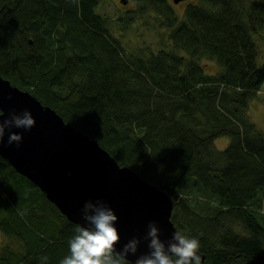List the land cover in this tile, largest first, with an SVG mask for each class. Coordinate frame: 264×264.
<instances>
[{
    "label": "trees",
    "instance_id": "1",
    "mask_svg": "<svg viewBox=\"0 0 264 264\" xmlns=\"http://www.w3.org/2000/svg\"><path fill=\"white\" fill-rule=\"evenodd\" d=\"M134 1L164 21L170 49L127 57L100 0H0V76L165 192L201 264H264V135L247 114L264 84V0H192L181 20L168 0ZM189 180L214 203L205 215ZM76 226L0 157V264H59Z\"/></svg>",
    "mask_w": 264,
    "mask_h": 264
},
{
    "label": "water",
    "instance_id": "2",
    "mask_svg": "<svg viewBox=\"0 0 264 264\" xmlns=\"http://www.w3.org/2000/svg\"><path fill=\"white\" fill-rule=\"evenodd\" d=\"M181 1L184 0H174V3ZM0 109L5 113L0 120H7L13 112L32 113L36 125L31 130L6 129L0 157L40 189L69 222L88 227L82 218L85 203L103 201L118 217L115 227L121 242L117 251H122L132 239L141 241L137 254L128 256L133 264L140 255L149 252L145 237L150 223L157 224L163 242L172 240L177 231L171 220L174 204L165 192L135 171L120 166L98 142L1 76ZM12 132L23 136L19 147L8 144ZM198 255L204 263L205 257L199 252Z\"/></svg>",
    "mask_w": 264,
    "mask_h": 264
},
{
    "label": "clouds",
    "instance_id": "3",
    "mask_svg": "<svg viewBox=\"0 0 264 264\" xmlns=\"http://www.w3.org/2000/svg\"><path fill=\"white\" fill-rule=\"evenodd\" d=\"M4 116V111L0 109V117ZM35 125L36 120L30 111L24 110L21 114L13 112L7 120H0V146L3 145L6 129L31 130ZM22 142V135L15 132L9 134V146L15 143L19 147ZM82 212L88 227L81 224L75 227V235L68 242L70 255L62 258L59 264H133L128 256L137 254L141 241L132 239L122 251H117L121 236L115 227L118 222L115 212L99 200L96 203L86 202ZM148 228L145 240L149 241V252L140 255L134 264H201L197 238L175 231L172 240L166 244L160 239V230L155 222L150 223ZM46 260L47 257L42 258V262Z\"/></svg>",
    "mask_w": 264,
    "mask_h": 264
},
{
    "label": "rangeland",
    "instance_id": "4",
    "mask_svg": "<svg viewBox=\"0 0 264 264\" xmlns=\"http://www.w3.org/2000/svg\"><path fill=\"white\" fill-rule=\"evenodd\" d=\"M126 5L121 3V0H100V15L106 17L110 22L111 34L122 42L127 57L131 55L140 56L142 58H149L152 53L157 52L161 44L167 46L166 49L171 48L168 34L170 30L166 28L158 15L145 2H135L134 0H127ZM188 2H180L175 4L173 0L168 2L173 6L179 20L184 18V11ZM261 33L253 34V40L258 46L257 63L261 66L264 63V39ZM168 42V44H167ZM167 44V45H166ZM202 64H208V71L215 72L217 70L213 62L202 60ZM251 122L256 129L264 135V84L257 97L249 102L247 111ZM222 141L215 143V148L223 151L230 143L229 138H221ZM222 143H224L222 145ZM182 193H186L191 205L202 215H205L204 210H211L214 203L208 201L207 198L197 193L192 180L186 181L183 185ZM234 230L237 233H243V229L234 224ZM6 237L0 231V248L5 243Z\"/></svg>",
    "mask_w": 264,
    "mask_h": 264
},
{
    "label": "crops",
    "instance_id": "5",
    "mask_svg": "<svg viewBox=\"0 0 264 264\" xmlns=\"http://www.w3.org/2000/svg\"><path fill=\"white\" fill-rule=\"evenodd\" d=\"M223 139H219L218 141H222ZM224 143H222V145H223Z\"/></svg>",
    "mask_w": 264,
    "mask_h": 264
}]
</instances>
